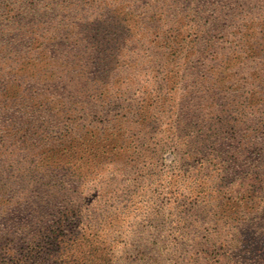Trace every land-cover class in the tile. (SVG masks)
Instances as JSON below:
<instances>
[{"label":"rangeland","instance_id":"374dc122","mask_svg":"<svg viewBox=\"0 0 264 264\" xmlns=\"http://www.w3.org/2000/svg\"><path fill=\"white\" fill-rule=\"evenodd\" d=\"M0 170L3 251L264 264V0H0Z\"/></svg>","mask_w":264,"mask_h":264},{"label":"trees","instance_id":"16d2710c","mask_svg":"<svg viewBox=\"0 0 264 264\" xmlns=\"http://www.w3.org/2000/svg\"><path fill=\"white\" fill-rule=\"evenodd\" d=\"M12 184H14L13 181ZM12 209L13 212L17 213L16 218L19 219L18 222L20 223L15 231L8 232V236L10 237V243L21 241V247L18 250L20 253L16 251V247H8L5 251L2 249L3 246L0 247L3 262L16 264L14 260L17 259V264H46L43 259L45 249L49 251L51 247L63 244L61 243V238L63 237L56 234L57 231L53 229L54 226L59 228L60 222H55L54 220L44 221L45 211L43 210L44 208L41 209L39 199L28 200L24 207ZM44 223H53V225H45ZM1 241L0 239V244H2ZM63 264L70 263L63 262Z\"/></svg>","mask_w":264,"mask_h":264}]
</instances>
